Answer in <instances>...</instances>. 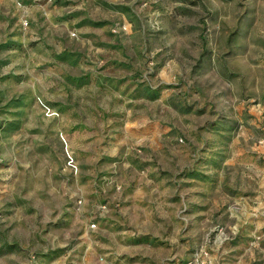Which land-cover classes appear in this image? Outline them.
I'll return each mask as SVG.
<instances>
[{"label":"rangeland","instance_id":"1","mask_svg":"<svg viewBox=\"0 0 264 264\" xmlns=\"http://www.w3.org/2000/svg\"><path fill=\"white\" fill-rule=\"evenodd\" d=\"M0 264H264V0H0Z\"/></svg>","mask_w":264,"mask_h":264}]
</instances>
